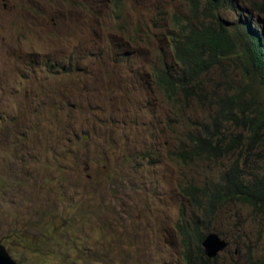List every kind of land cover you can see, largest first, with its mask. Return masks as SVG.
I'll list each match as a JSON object with an SVG mask.
<instances>
[{"label": "rangeland", "instance_id": "1", "mask_svg": "<svg viewBox=\"0 0 264 264\" xmlns=\"http://www.w3.org/2000/svg\"><path fill=\"white\" fill-rule=\"evenodd\" d=\"M199 9L0 0V243L19 264H186L175 227L210 216L180 187L216 181L240 154L186 164L177 153L246 84L264 101L239 34L189 98L158 86L156 73L178 70L180 24L240 19L231 6ZM209 225L230 244L220 263L264 256V217L251 207L228 205Z\"/></svg>", "mask_w": 264, "mask_h": 264}, {"label": "trees", "instance_id": "2", "mask_svg": "<svg viewBox=\"0 0 264 264\" xmlns=\"http://www.w3.org/2000/svg\"><path fill=\"white\" fill-rule=\"evenodd\" d=\"M196 12L202 0H191ZM211 9L231 6L234 9L245 2L237 22L230 21L226 27L219 19L215 23L187 22L180 24L174 36V58L178 70L164 68L156 73V82L168 94H179L185 99L195 92V83L222 57L233 54L237 47L234 35L240 31L243 40L241 56L246 65L243 72L255 76L264 89V27L259 22V12H264L254 0H205ZM250 18L252 21L248 20ZM259 24V25H258ZM228 110L222 111L211 127H205L196 138L191 139V149H181L177 157L186 164L203 159H221L228 154L240 155L219 175L218 179L204 185H181L182 195L198 210L209 214L207 221L189 220L177 225L175 230L183 240V255L186 264L220 263L219 256L209 259L204 255L202 242L210 229L211 218L219 211L234 204L247 205L264 217V101L244 86L229 97ZM223 124L227 128L223 129ZM232 131V132H230ZM229 138V140H227ZM244 264H264L262 258H250Z\"/></svg>", "mask_w": 264, "mask_h": 264}, {"label": "water", "instance_id": "3", "mask_svg": "<svg viewBox=\"0 0 264 264\" xmlns=\"http://www.w3.org/2000/svg\"><path fill=\"white\" fill-rule=\"evenodd\" d=\"M229 242L223 240L216 233L208 234L203 241L205 255L209 258L217 257L228 248ZM0 264H19L8 252L6 247L0 243Z\"/></svg>", "mask_w": 264, "mask_h": 264}, {"label": "clouds", "instance_id": "4", "mask_svg": "<svg viewBox=\"0 0 264 264\" xmlns=\"http://www.w3.org/2000/svg\"><path fill=\"white\" fill-rule=\"evenodd\" d=\"M244 6H249L246 2H245V4L243 5L242 3H239V5H237V7L235 8V11H237L238 12V14H239V18H242L243 19V17H240V15L242 16V12H241V9H243V7ZM217 11L218 12H220L219 11V9H217ZM221 13V12H220ZM259 16H257V17H255V19H257V18H259V19H261V21L259 22L260 24L262 23V25L261 26H263L264 27V18H263V15L259 12ZM219 19H221V18H219ZM222 20V19H221ZM239 20V19H238ZM248 20H250V21H252L250 18H248ZM222 21H224V20H222ZM225 23H227V21H224V24ZM259 25V24H258ZM236 34H239L240 36H241V34H240V31L238 32V33H236ZM241 38H242V36H241ZM242 42H243V40H242ZM243 47V45L241 46V48ZM211 234V233H210ZM218 235V234H217ZM207 236V235H206ZM205 236V237H206ZM205 237H204V239H205ZM224 240V239H223ZM204 241V240H203ZM226 241V240H225ZM230 245V244H229ZM229 247V246H228ZM202 248H203V242H202ZM226 249H228V248H226ZM225 249V250H226ZM224 250V251H225ZM223 251V252H224ZM203 252H204V248H203ZM222 253V252H221ZM221 253L218 255L219 257H220V255H221ZM204 255H205V252H204ZM206 256V255H205ZM217 256V257H218ZM207 257V256H206ZM217 257H215V258H217ZM207 258H209V257H207ZM209 259H212V258H209ZM214 259V258H213Z\"/></svg>", "mask_w": 264, "mask_h": 264}]
</instances>
